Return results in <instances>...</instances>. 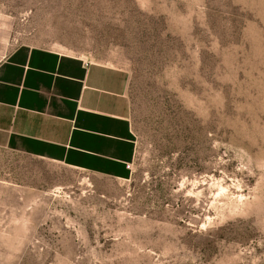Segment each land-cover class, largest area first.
I'll return each instance as SVG.
<instances>
[{
	"label": "rangeland",
	"instance_id": "1",
	"mask_svg": "<svg viewBox=\"0 0 264 264\" xmlns=\"http://www.w3.org/2000/svg\"><path fill=\"white\" fill-rule=\"evenodd\" d=\"M10 44L125 69L116 179L0 156V264H264V0H0Z\"/></svg>",
	"mask_w": 264,
	"mask_h": 264
},
{
	"label": "crops",
	"instance_id": "2",
	"mask_svg": "<svg viewBox=\"0 0 264 264\" xmlns=\"http://www.w3.org/2000/svg\"><path fill=\"white\" fill-rule=\"evenodd\" d=\"M0 9V156L128 178L136 145L125 69L47 46L10 44Z\"/></svg>",
	"mask_w": 264,
	"mask_h": 264
}]
</instances>
